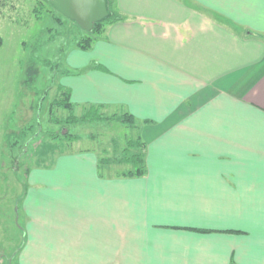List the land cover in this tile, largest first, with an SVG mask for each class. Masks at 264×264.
Returning <instances> with one entry per match:
<instances>
[{
	"label": "crops",
	"instance_id": "crops-1",
	"mask_svg": "<svg viewBox=\"0 0 264 264\" xmlns=\"http://www.w3.org/2000/svg\"><path fill=\"white\" fill-rule=\"evenodd\" d=\"M113 2L58 89L142 123L147 172L92 149L30 171L17 264H264V0Z\"/></svg>",
	"mask_w": 264,
	"mask_h": 264
},
{
	"label": "rangeland",
	"instance_id": "rangeland-1",
	"mask_svg": "<svg viewBox=\"0 0 264 264\" xmlns=\"http://www.w3.org/2000/svg\"><path fill=\"white\" fill-rule=\"evenodd\" d=\"M87 35L50 1L0 0V264H17L30 171L66 151L92 149L101 162L113 165L103 173L131 172L134 157L143 153L142 123L129 126L112 117L72 125L67 120L82 117L81 109L54 105L62 99L58 87L77 41Z\"/></svg>",
	"mask_w": 264,
	"mask_h": 264
},
{
	"label": "trees",
	"instance_id": "trees-1",
	"mask_svg": "<svg viewBox=\"0 0 264 264\" xmlns=\"http://www.w3.org/2000/svg\"><path fill=\"white\" fill-rule=\"evenodd\" d=\"M47 1L49 2L50 0H47ZM108 7H109L110 16L106 20H104L103 22L96 23L92 31H89V32L86 31L88 33V35L77 41V46L79 48H81L83 50L90 49L92 44L94 43L95 39L104 33L106 27L109 24H113V23H116L118 21L123 20V18L114 10L113 0H108ZM64 18H66V17H64ZM3 44H4L3 38L0 36V48L3 46ZM60 94L62 96V99L59 100L58 102L55 100L54 105L64 107L65 109L72 111L74 108V105L72 104V102L70 100V93L68 91L63 90V88H62ZM103 120H107V119H105V117L100 113L99 109L94 108L93 111H89V112L85 113L80 118L76 117L74 115L71 116L69 118V120H67V123L74 125V124H77L79 122L94 123V122H101ZM120 121L125 125H129V126L135 125V121L131 115H124L123 117L120 118ZM66 136L71 141H76V137L72 136L71 133H67ZM142 146H143V143H142ZM134 158L135 159L133 161V166H135L134 167L135 169H134V171L128 172L126 175H128V176H144L147 172V168H146L143 153L136 155Z\"/></svg>",
	"mask_w": 264,
	"mask_h": 264
},
{
	"label": "water",
	"instance_id": "water-1",
	"mask_svg": "<svg viewBox=\"0 0 264 264\" xmlns=\"http://www.w3.org/2000/svg\"><path fill=\"white\" fill-rule=\"evenodd\" d=\"M50 3L64 17L87 32L110 16L108 0H50Z\"/></svg>",
	"mask_w": 264,
	"mask_h": 264
}]
</instances>
